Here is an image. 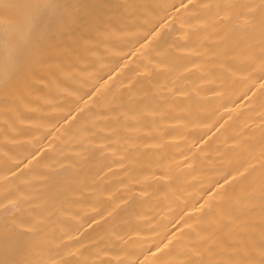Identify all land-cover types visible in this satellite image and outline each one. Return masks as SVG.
Returning <instances> with one entry per match:
<instances>
[{"label": "bare ground", "instance_id": "1", "mask_svg": "<svg viewBox=\"0 0 264 264\" xmlns=\"http://www.w3.org/2000/svg\"><path fill=\"white\" fill-rule=\"evenodd\" d=\"M0 264H264V0H0Z\"/></svg>", "mask_w": 264, "mask_h": 264}]
</instances>
